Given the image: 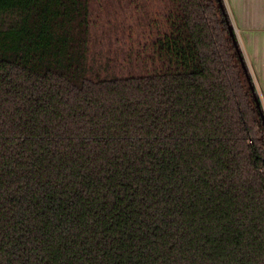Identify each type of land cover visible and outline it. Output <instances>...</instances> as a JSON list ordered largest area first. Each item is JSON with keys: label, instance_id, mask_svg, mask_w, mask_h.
Returning a JSON list of instances; mask_svg holds the SVG:
<instances>
[{"label": "trees", "instance_id": "16d2710c", "mask_svg": "<svg viewBox=\"0 0 264 264\" xmlns=\"http://www.w3.org/2000/svg\"><path fill=\"white\" fill-rule=\"evenodd\" d=\"M159 1L131 0L137 73L92 61L94 0H0V264H264L263 103L225 0Z\"/></svg>", "mask_w": 264, "mask_h": 264}, {"label": "rangeland", "instance_id": "374dc122", "mask_svg": "<svg viewBox=\"0 0 264 264\" xmlns=\"http://www.w3.org/2000/svg\"><path fill=\"white\" fill-rule=\"evenodd\" d=\"M156 4L160 8L159 0H156ZM135 6L136 4L131 0H94L92 5L95 23L92 28L94 42L90 53L94 64L103 65L109 62L108 59L118 57L119 61L111 62L110 66L105 64L111 67V72L118 68H124L126 71L129 70L128 68H134L137 73H141L151 67L149 64L147 67L136 66V52L146 53L144 47L148 44L146 38L148 33L140 27V24L137 26L132 17L141 13V8L136 11ZM130 55H133L131 61ZM141 61L138 60L142 64Z\"/></svg>", "mask_w": 264, "mask_h": 264}, {"label": "crops", "instance_id": "0c3cea01", "mask_svg": "<svg viewBox=\"0 0 264 264\" xmlns=\"http://www.w3.org/2000/svg\"><path fill=\"white\" fill-rule=\"evenodd\" d=\"M225 3L264 105V0H225Z\"/></svg>", "mask_w": 264, "mask_h": 264}, {"label": "built area", "instance_id": "2783aa9c", "mask_svg": "<svg viewBox=\"0 0 264 264\" xmlns=\"http://www.w3.org/2000/svg\"><path fill=\"white\" fill-rule=\"evenodd\" d=\"M263 112H264V105H263Z\"/></svg>", "mask_w": 264, "mask_h": 264}]
</instances>
